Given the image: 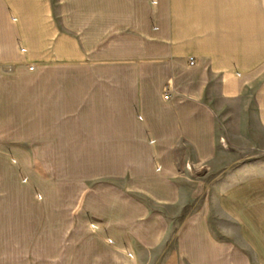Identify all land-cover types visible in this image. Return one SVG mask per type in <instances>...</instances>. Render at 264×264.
Here are the masks:
<instances>
[{
  "label": "crops",
  "instance_id": "1",
  "mask_svg": "<svg viewBox=\"0 0 264 264\" xmlns=\"http://www.w3.org/2000/svg\"><path fill=\"white\" fill-rule=\"evenodd\" d=\"M252 122L264 133V0H0V169L33 151L50 178L83 179L62 187L84 194L65 203L74 264H180L186 229L204 225L200 211L166 245L186 163ZM17 191L9 230L26 217Z\"/></svg>",
  "mask_w": 264,
  "mask_h": 264
},
{
  "label": "rangeland",
  "instance_id": "2",
  "mask_svg": "<svg viewBox=\"0 0 264 264\" xmlns=\"http://www.w3.org/2000/svg\"><path fill=\"white\" fill-rule=\"evenodd\" d=\"M255 125L252 122L250 130L232 131L234 144L227 139V131L222 130L219 136L223 148L218 149L213 161L186 163L187 201L179 208L169 209L172 236L166 245H175L183 223L200 211L204 225L186 229L187 253H181L180 264H264V133ZM4 164L5 177L3 167L0 169V264H74L68 251L73 224L79 217L77 212L69 213L65 203L71 199L81 204L84 194L69 197L62 187L73 182L81 188L83 179L75 177L73 170L70 177L50 178L55 168L50 167L51 163L35 162L33 151L27 160L8 155ZM11 167L15 168L14 173L9 172ZM93 181L86 180L90 184ZM54 184L60 186L57 195L51 193ZM12 185L19 189L11 195L12 200L21 201L20 211H26V217L13 219L11 223L15 225L9 230L1 207L4 198L10 197L6 193ZM53 198L59 203L53 204ZM12 210L15 209L9 211ZM95 228L96 223L91 220L88 232ZM193 233L196 237L190 235ZM164 254L156 264H162Z\"/></svg>",
  "mask_w": 264,
  "mask_h": 264
},
{
  "label": "built area",
  "instance_id": "3",
  "mask_svg": "<svg viewBox=\"0 0 264 264\" xmlns=\"http://www.w3.org/2000/svg\"><path fill=\"white\" fill-rule=\"evenodd\" d=\"M189 62L191 65H193V64H195L196 59L194 57H190ZM32 68H33V65H31V69ZM171 91H172L171 85L167 84L164 88V93H163V98L165 100H169L171 98Z\"/></svg>",
  "mask_w": 264,
  "mask_h": 264
}]
</instances>
